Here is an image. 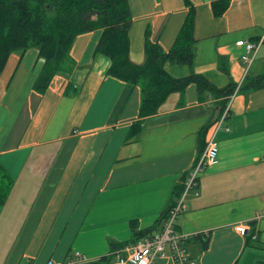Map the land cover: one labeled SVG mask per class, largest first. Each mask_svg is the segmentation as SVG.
<instances>
[{
    "label": "crops",
    "instance_id": "1",
    "mask_svg": "<svg viewBox=\"0 0 264 264\" xmlns=\"http://www.w3.org/2000/svg\"><path fill=\"white\" fill-rule=\"evenodd\" d=\"M185 1L128 0L133 62L144 60L146 29L170 49ZM187 1L196 10L194 61L166 64L172 76L197 72L223 88L263 71L264 41L249 64L241 56L242 41L264 33V0H230L218 17L213 0ZM99 36L77 35L72 72L55 75L42 93L33 89L43 66L37 49L11 53L0 72V164L14 179L0 206V264H66L77 254L82 264H115L110 243L130 240V220L140 229L154 223L213 132L220 98H200L191 83L126 142L140 88L105 74L109 59L94 53ZM229 107L216 134L217 162L199 174V195L187 194L176 229L190 235L196 264H264V88L238 89ZM154 264L176 263L167 253Z\"/></svg>",
    "mask_w": 264,
    "mask_h": 264
},
{
    "label": "trees",
    "instance_id": "2",
    "mask_svg": "<svg viewBox=\"0 0 264 264\" xmlns=\"http://www.w3.org/2000/svg\"><path fill=\"white\" fill-rule=\"evenodd\" d=\"M185 4L188 10L170 49L166 51L152 41L146 29L144 60L136 63L130 59L128 30L132 16L128 0H0V72L11 53L22 56L28 49L35 48L43 66L33 89L42 93L55 75L72 72L74 63L70 49L77 35L100 30L94 53L109 59L105 74L140 88L138 119L132 123L126 142L138 136L144 118L155 114L171 93H182L191 83L196 85L200 98L204 95L220 98L219 113L238 84L230 82L218 88L201 73L191 72L187 76L174 77L165 68L168 63L192 66L194 61L196 10L187 0ZM229 4L230 0H213L210 4L213 15L222 16ZM261 88H264V68L258 75L246 76L243 84L239 85V89L244 90ZM185 176L182 184L176 185L172 191L174 201L151 226L140 229L136 220H130V240L110 243L112 254L116 249L161 229L168 209L183 191ZM13 182L12 176L0 164V206L5 203ZM207 243V239L203 240L204 247ZM107 260L108 257L103 256L90 263Z\"/></svg>",
    "mask_w": 264,
    "mask_h": 264
},
{
    "label": "built area",
    "instance_id": "3",
    "mask_svg": "<svg viewBox=\"0 0 264 264\" xmlns=\"http://www.w3.org/2000/svg\"><path fill=\"white\" fill-rule=\"evenodd\" d=\"M263 41L264 33L257 42L242 41L245 47V53L241 56L242 61L249 64ZM238 88L239 86L228 96L225 106L214 120L213 132L205 143L201 155L186 172L183 191L168 209L161 229L149 236L140 238L136 242L116 249L114 251L115 264H154L158 257L167 253L176 264H196L195 259L191 257L186 246V241L190 235L176 229V218L186 209L185 197L187 194L192 191L195 196L199 195V174L206 166L217 162L218 142L216 134L223 127L229 116L230 102ZM236 230L241 235L248 233V228L243 224H237ZM83 262H85V258L77 254L75 258L67 260L66 264H81ZM47 264H55V262L49 260Z\"/></svg>",
    "mask_w": 264,
    "mask_h": 264
}]
</instances>
